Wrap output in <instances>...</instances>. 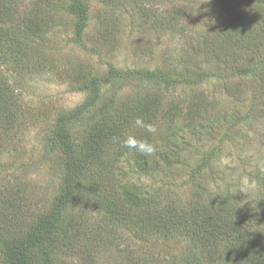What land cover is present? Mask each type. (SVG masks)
I'll use <instances>...</instances> for the list:
<instances>
[{
	"label": "rangeland",
	"instance_id": "obj_1",
	"mask_svg": "<svg viewBox=\"0 0 264 264\" xmlns=\"http://www.w3.org/2000/svg\"><path fill=\"white\" fill-rule=\"evenodd\" d=\"M81 2L87 7L81 33L70 7L73 0L58 8L60 2L53 0L50 10L55 23L34 42L27 70L6 72L15 68L13 57L8 68H0L5 81L15 89V107L19 108L17 122L9 127L0 123V206L1 197L9 194L29 211V218L55 211L66 173L61 152L50 149L55 125L94 97V91L82 88L84 81L106 79L111 69H160L183 81L166 88L157 80L126 78L101 84V96L107 98L104 104L114 98V111L134 107V102L145 96L158 99L156 132L151 135L161 143L170 134L178 146L176 151L171 149L175 156L169 164H153L146 170L128 153L119 157L107 146L103 162L111 170V178L134 188L142 199L158 197L174 203L181 213L195 206L198 198L212 204L216 193L253 203L260 192L257 181L264 174V0ZM14 22L0 16L1 33L9 30V34L18 35ZM247 25L252 28L240 33ZM38 59L42 61L37 64ZM256 67L255 73L250 72ZM97 111L102 113L91 110L82 117L84 123L80 118L68 126L78 151L88 139L87 121ZM94 121L90 127L100 122L99 116ZM138 130L146 131L145 127ZM209 156L206 170L198 175L199 165ZM85 162L82 189L61 206L62 217L96 218L99 212L101 219L107 220L93 190L94 175L102 164L91 159ZM245 177L254 181V186L242 189ZM261 230L264 226L257 231ZM121 240L123 243L116 245L129 248L139 263L147 260V245L155 244V252H171L175 260L164 264H184L185 255L194 257L195 243H199L189 237L174 238L166 243L167 251L164 245L157 249V241L146 244L131 234ZM2 249L0 244V264ZM217 257L215 254L214 264H229L225 258L216 261ZM69 258L65 260L76 259ZM211 260L208 253L199 255L202 264H213Z\"/></svg>",
	"mask_w": 264,
	"mask_h": 264
},
{
	"label": "trees",
	"instance_id": "obj_2",
	"mask_svg": "<svg viewBox=\"0 0 264 264\" xmlns=\"http://www.w3.org/2000/svg\"><path fill=\"white\" fill-rule=\"evenodd\" d=\"M52 1L0 0L1 18L15 21L14 25L18 29V35L9 34V30H2V33L0 31V68L7 67L11 57L16 60V65L14 69H6V72H24L26 63L31 64L32 58L29 54L31 52L34 54L32 48L34 42L41 39L45 31L55 23L56 17L50 10V6H54L51 5ZM65 1L57 0L60 2L57 8L64 6ZM70 7L78 17V32L81 33L87 7L81 0H73ZM251 28L247 25L240 33H245ZM214 53L219 57L215 51ZM41 61L42 59H38L37 64ZM261 68L264 73V62ZM252 71L255 73L257 67L250 72ZM2 74L3 72L0 71V120H2L0 123L9 127L11 123L17 122L19 108L15 107V89L9 86ZM117 78L157 80L160 84H164L165 88L175 82H183L182 79H172L170 73L160 69L151 71L111 69V75L106 79L84 81L82 88L94 91V97L81 109L59 118L51 139L50 149L55 148L61 152L66 167L64 192L55 211L40 214L36 219H32L29 218V211L23 206L20 207L18 199L9 194L1 197L4 200L0 206L2 264H162L167 260L169 262L171 259L175 260V257L169 255L171 252L166 255L160 245H164L166 248H163L169 251L167 242L174 238L185 239V237L199 243L198 245L195 243L194 257L185 255L184 264H202L199 255L202 256L204 253L209 254L213 264L215 254L218 256L216 261L225 258L228 259L229 264H264V231H257L264 226V174H261L257 181L260 192L257 193L253 203L247 204L248 201L240 200V196L216 193L212 204L206 201L201 203L198 198L197 204L186 213H181L174 203H167L165 199L158 197L142 199L134 188L111 178L108 172L111 170L103 162V153L106 152L107 146L113 147V151L116 150L119 157L122 153H128L135 164L144 170L161 162L169 164L168 160L175 156L171 153V149L172 151L178 149L177 143L170 134L162 139L161 143H156L155 137L146 128L143 132L138 130L140 127L135 130L133 128L135 122L132 121L137 118L142 119L146 125L156 123L157 110H160L158 99L157 102L145 96L136 100L134 107H125L117 111L113 110L114 98L104 104L107 98L101 96V84L113 83ZM94 109L102 113L98 114L97 111V115L94 114L93 117L91 115L87 121L88 139L82 151H78L67 131L68 126L80 118L84 123L82 117ZM98 116L100 122L90 127L95 122L94 118ZM128 136H134L137 140H149L155 145L156 151L150 156H145L135 149L125 147L123 141ZM109 143L111 146L107 145ZM88 159L96 164H102L98 168L99 173L94 175L93 190L98 197L97 205L100 210L102 207L107 220L101 219L99 212L96 218H78L72 215L63 219L61 206L68 202L76 190L82 189L81 181L86 169L85 161ZM210 159L211 156L199 165L198 175L206 170L204 168L209 164ZM115 161L116 159L113 162ZM24 223L25 227L22 225ZM128 234L137 240L141 239L146 244L152 240L157 241V246L159 245L157 249L161 248L162 251L155 252L153 249L155 244L147 245V260L136 262V257L132 256L129 248H120L116 245L122 244V236ZM65 257L76 259L66 261Z\"/></svg>",
	"mask_w": 264,
	"mask_h": 264
},
{
	"label": "clouds",
	"instance_id": "obj_3",
	"mask_svg": "<svg viewBox=\"0 0 264 264\" xmlns=\"http://www.w3.org/2000/svg\"><path fill=\"white\" fill-rule=\"evenodd\" d=\"M135 124L139 127H145L148 132L155 133L156 128L154 125L151 124H145L144 121L140 118H137L135 120ZM123 144L127 148L135 149L137 152H139L142 155L150 156L156 151V147L153 143H151L149 140H137L134 136H128L124 141ZM242 189L248 188L250 186H254L255 182H250L247 177L243 178L241 181Z\"/></svg>",
	"mask_w": 264,
	"mask_h": 264
}]
</instances>
